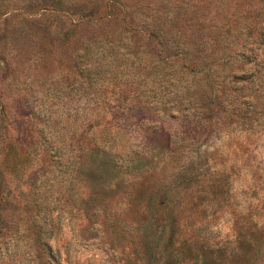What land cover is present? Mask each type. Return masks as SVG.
<instances>
[{"label":"rangeland","instance_id":"374dc122","mask_svg":"<svg viewBox=\"0 0 264 264\" xmlns=\"http://www.w3.org/2000/svg\"><path fill=\"white\" fill-rule=\"evenodd\" d=\"M143 1L153 6L158 3L141 0L139 4ZM195 2L188 0L189 4ZM118 6H113L117 19ZM195 14H207V27L212 26L207 31L210 37L229 25L223 37H234V44L241 50L247 32L253 31L252 35L264 28V0H197V5L182 16L201 23ZM127 18L126 25H133ZM113 24L121 29L125 25L119 20ZM37 35L21 25L9 26L0 34V160L8 135L23 146L34 144L39 149L38 140L44 134L43 142L56 153L52 169L44 175L46 162L42 163L33 176L42 201L36 220L42 222L43 202L44 215L50 212L55 217L54 222L47 218L45 223L56 264H140L130 258L134 254L132 241L122 234V218L117 229L111 231L113 224L104 212L122 214L127 205L123 191L138 187L143 179L165 183L170 192L177 191L174 202L178 209L185 204L205 208L200 230L212 243L232 241L236 218L264 226V89L253 85L244 96L241 91H230L228 85L240 81L227 74L225 67L222 75L212 80V88L219 92L220 85L226 83L223 89L229 92L228 97L236 101L237 93L246 103L234 112L232 102L227 103L226 109L215 114L213 103L202 94L207 92L201 90L206 85L205 76L187 71L176 81L179 78L169 72L175 69L168 62H157L153 54L140 53L144 44L118 40L112 34L110 40L83 45L81 49L86 50L78 62L80 68H86L80 80L82 75L75 67L76 46L42 43ZM250 45L259 54L257 60H264V39ZM33 104L38 114L34 118L30 114ZM36 124L40 126L36 128ZM92 150L106 160L102 162L100 184L111 182L120 188L99 213L86 211L78 200L87 192L80 169L84 170L82 162ZM26 156L21 159L24 164ZM2 168L16 197L13 201H22L17 207L4 204L2 183V214L11 217L5 223L7 236L0 235V264H33L28 226L34 209L24 205L29 202L30 193L24 192H31L32 175L26 176L23 164L0 166V172ZM36 175L41 177L36 179ZM177 216L183 229L185 217L186 229L195 228L189 225L195 220L185 212ZM129 218L135 219L130 214ZM16 239L18 243L14 244ZM259 264H264V254Z\"/></svg>","mask_w":264,"mask_h":264},{"label":"trees","instance_id":"16d2710c","mask_svg":"<svg viewBox=\"0 0 264 264\" xmlns=\"http://www.w3.org/2000/svg\"><path fill=\"white\" fill-rule=\"evenodd\" d=\"M135 1L128 3L127 0H0V27L3 31L9 26L21 25L30 28L35 35L39 33L37 40H41L42 43L55 44L56 46L75 45V59H77L75 67L77 72L82 75L80 80L85 77L83 71L86 68V65L82 66L83 69L80 68L78 62L81 53L86 50V48L81 49L83 45L87 47V43L92 41L110 40L112 34H116L114 37L118 40L124 38L128 43L133 41L144 44V49L140 53L153 54L157 62H168L175 69H169V72L175 73L179 78L174 80L178 81L184 78L187 71L205 76L206 85H203L201 90L207 92L206 94L202 92V94L208 103H213L215 114L226 109L227 103L232 102V112L240 111L242 105L246 103L237 96V93L234 94L237 97L236 101L231 100L228 97L229 92L223 89L226 87V83L220 85L222 89H219V92L222 94L212 88L214 87L212 80H216L217 75H222L225 67H227V74L240 81V84L228 85L230 91H241L244 96L245 90L250 89L253 85L264 89V60H257L258 52L251 45L247 46L249 43L264 39V28L252 35L253 31L247 32L249 35L243 37L245 40L241 45V50L234 44V37H223L224 31L230 28L229 25L225 26L223 31L215 30L217 34L210 37L207 31L212 26L207 27V14L201 16L195 14V18H200L202 24L193 21L189 16H182L187 10L193 9L197 5V0L190 4L188 0H158L155 6L145 1L140 5L141 0ZM248 4L245 5L246 8L249 7ZM241 5L244 7L242 3ZM113 6L120 7L118 8L119 19L113 12L115 9ZM173 11H176L175 15L172 14ZM127 17L133 25H126ZM55 18L58 19L57 22H55ZM118 20L125 24L122 29L118 24H113ZM44 29L46 32L43 31ZM148 49H153V51ZM212 63L218 69L212 66ZM235 63L237 64L235 65ZM190 87L188 86L186 89L189 90ZM198 88L199 86H197ZM34 105L30 111L33 118L38 115ZM37 126L40 125L36 124L35 127L37 128ZM40 128L42 130L43 127ZM43 135L42 140H38L39 145L37 146L42 147L39 149L33 147L34 144L23 146L19 139L6 136L0 166L17 167L19 164H23L22 169L26 171V176L32 175L31 192H24L22 188H19L20 193H30L29 202L24 205H29L28 209H34V212L30 214L29 218L31 219L28 226V247L32 251L30 259L33 264H56L55 252L48 242L49 233L46 232L48 229L45 223L47 218L54 222L55 217L50 212L44 215L45 202H43L42 222L36 220L42 201L37 195L38 186L36 182L33 183V176L38 174V170L46 162L42 171L45 175V171L51 170L57 161L52 158L56 155L53 148L43 142L46 141ZM32 151L35 152L33 158L29 157ZM25 155L27 156L24 164L21 159ZM127 159L129 160L130 157ZM104 161L106 160L99 156L96 150H92L84 157L82 162L85 166L84 170L80 169V172H83L85 176L87 192L79 197V204L86 211L91 210L93 213H99L102 205L107 206L110 199L114 200V195L120 191L115 183L100 184V175H103L102 169L104 168L102 162ZM11 171L17 173L15 169H11ZM0 177L2 179L0 191L2 183L4 185L1 193V199L5 200L3 203L9 202V205L11 204L13 207L19 206L18 203H21L22 200L14 202L16 197L11 191L7 174L4 173L3 168ZM39 177L41 175H36V179ZM49 180L52 182L51 179ZM166 186L165 183L154 181L147 183V179H143L138 187L123 191L125 194H122V197L126 199L127 205L122 210V214L113 210L104 212L106 218H110V223L113 224L111 231H115L118 224L122 222V234L129 235V239L132 241L134 254H130V258L137 259L140 264H181L189 261L192 264H215L216 261L229 264L260 263V256L264 254L263 225L259 226L256 222L248 219L245 221L242 218H236L233 221L234 237L232 241H213L212 243L205 232L200 230L202 221L206 217V215H202L201 211L205 208L185 204L183 209H178V204L174 202L178 192L172 193ZM41 193L46 194L45 191H41ZM3 209H5L4 206L0 205V235L7 236L5 223L11 215H8L9 218H5V215L2 214ZM184 212L195 220L189 223L190 227L195 226V228L186 229L188 220L186 217L184 218L185 228H182L183 224L177 214L182 215ZM129 214L135 219L129 218ZM120 217L122 218L121 222ZM176 229L183 230V232L179 233ZM17 243L16 239L14 244Z\"/></svg>","mask_w":264,"mask_h":264}]
</instances>
